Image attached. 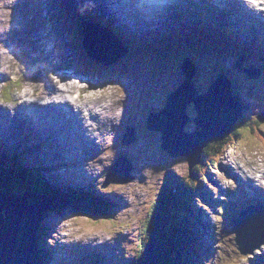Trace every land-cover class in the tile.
Wrapping results in <instances>:
<instances>
[{
    "label": "rangeland",
    "instance_id": "1",
    "mask_svg": "<svg viewBox=\"0 0 264 264\" xmlns=\"http://www.w3.org/2000/svg\"><path fill=\"white\" fill-rule=\"evenodd\" d=\"M32 2V6L27 8L25 5V0H0V62L4 59L7 60L8 58L12 57V52H14L12 49H10L12 54L9 52L8 48L6 47L7 42L4 40L7 37L10 43H16L15 34H18L20 38H25L24 44L23 42L22 44L24 47H26L24 54L26 57L28 55V66L31 71L36 72L37 69H32L30 62L36 61V55L41 49H39L40 47L34 43L35 51L33 50L31 35H33L34 31H36L38 36H40L41 40L38 42L40 44H48L53 49L54 55L56 47L53 43L55 36L54 34L52 35V15L50 14V16H48L47 23L46 16L43 14V10H40L41 6L38 0H32ZM30 18L34 20L33 26L31 28L27 24L23 25L25 22H28ZM13 26H17L19 28L18 31H15L12 28ZM21 28L23 30H21ZM49 33L51 34L50 37ZM245 35L248 36L246 31ZM95 45H97L96 42ZM49 46L44 48L45 51L49 49ZM118 47L122 49L123 45L119 43ZM187 48L188 50L197 53V47L192 43L187 45ZM214 50L216 52L220 51L218 48H215ZM176 51L177 54L180 53V55H175L176 58L169 57L168 60H161L156 56L155 53L149 51L132 52L130 56H124L119 61L114 63V65L110 68L112 71L110 74L115 75V77L118 76L117 79L111 83H108V85H96L91 90V93H95V96L106 93L108 97L113 91L114 93H118L120 99L118 101H112L109 104L111 106H114L116 102H118L119 105L122 104L123 110L121 117L124 116V123L126 116H128L127 110L129 107L133 108V111L129 117L130 125L135 128V133L139 130V139H137V143L134 141L130 145L126 146L123 144L124 142L122 143L118 140L120 137V126L123 122L122 120V122L119 123L116 128L112 140V146L117 148L116 153L111 151L102 154V150H104L103 148L110 144V141H107L105 144L99 146V149L101 150V156L99 160L104 161L105 164H96L93 168H89V179L92 181V187L97 193L106 196L108 199L115 196L123 197V195L126 194L129 196V198L125 197L127 203L124 207L120 208L119 212L113 213L111 210L115 208L112 204L109 205L108 209L112 213V215L109 217L90 218L86 215H81V213L77 214L72 208L68 207L58 209L60 212L57 213H49V217L46 218L47 220H43L45 230H43L41 233L43 235L44 232L47 234L41 238L46 239L45 246L49 247L50 249L49 252H51L52 257L51 262H49L50 264H84L83 259H81L77 254L78 250L82 249L83 253H91L94 251H101L104 248L110 250L105 252L106 254L104 260L106 263L127 264L131 257L135 255V248L133 245H128V247H131V250L125 251L124 246L126 248L127 246L125 245L126 242L124 240L121 241L123 247L116 246L120 238L123 237L121 234L127 235L129 240L134 241L135 244H138L134 234H136L138 231L143 232L147 227L146 222H149L153 216L156 215V212L152 210V206L157 207V201L160 196V188H162V201L157 207V209L160 211L164 204L163 188L165 191L171 190L170 188L161 185L162 180H164V178H169L171 182H178L181 178H184L188 175V163L186 157L166 156L168 159L165 164L161 158L162 155H160L157 151L160 149L161 144L160 133H158L157 136H154V134L148 132L145 128V119L148 108L159 107V105L162 103L161 98L165 99L167 94L177 87L174 86L181 78V73L178 70L179 64L177 62V58L180 56L182 58L183 54L177 48ZM31 53L33 56H31ZM184 55L188 56L187 53ZM218 55L219 53L217 52L211 58L203 57V62L198 58L196 59L197 67L199 69L203 68L204 70L201 72L202 75H209L210 72L205 67V65L209 60H213V62L217 64L216 57ZM39 56L42 58V53H39ZM218 60H220V63L225 70L230 71V64H232L234 70L240 72L242 78L239 79L238 95L249 104L255 105L253 108H248L246 113L248 117L246 124L243 127H237V131L241 132L244 138L240 137L239 141L236 142L233 147L227 151V154L219 160V163L221 164L220 168L213 169L210 167L208 169L209 173L207 176H210L211 180L206 183V186L210 190L212 199H219L220 201L223 200V195L221 194L218 196V194L222 187H224L227 192H231L229 197H226V203L222 204L218 209L214 207L215 212H213V209L210 206H203L202 208L192 206L195 212H201L204 215L205 220H207V216H209V223L214 227L216 234H218L217 242L215 244H221L219 246V254L222 257V260L226 258L227 261H229L230 259L232 260V257H235V254H240L239 251L234 248V234L231 233V218L235 214H238L242 208L243 200H245V194L243 192L242 185L244 184L245 178L247 176L251 177L253 175V172L256 170L259 163L262 165L261 169H264V138H255L252 135L253 132L247 129L249 126L253 125L256 128L255 130L258 129V131H261L264 135V122L257 124L253 120L257 114L261 112L264 113V68L261 69L259 78L254 75H251L252 77L246 76L247 74L243 73L242 67L245 65V63L256 62L258 59L254 56H248L247 58L243 59L240 56L237 48H233V50L228 49V51L225 49L222 57H220ZM239 60H241L240 66H236L235 64L238 63ZM12 62L14 65V72H17V74L20 75V79L23 84L37 85L35 81H37L38 78L21 75V73H19V65L15 64L14 61ZM4 65V69H6L7 62L4 63ZM1 67L2 66L0 65V68ZM255 67L259 69L261 68L257 65ZM37 68L44 72L43 68ZM46 73H48L49 77L54 81L57 80L56 74H51L50 70ZM110 74L105 72L106 79H109ZM234 76L236 77L237 73L234 74ZM11 77L15 78L14 73L11 75ZM74 80L75 81H72V83L74 82L73 84H77V82L81 83V79L78 80V77H74ZM84 82L85 83L83 84L87 85L91 82V80L84 79ZM92 83L93 82H91V85H95ZM3 84L4 81H2V84L0 85V96L2 94ZM71 86L72 85H69V87ZM12 88L17 90L16 93L20 89V87L17 85H13ZM43 88L44 86L41 87L42 90ZM118 121L119 117L113 121V129H115ZM159 123L161 122L159 121ZM90 127L92 126L90 125ZM94 129L97 131V128ZM184 130L186 132H194L193 122H188V124L184 126ZM122 136L127 138V135L124 133H122ZM17 138H19V136H11L8 134V139L10 141H13ZM245 139L249 140L246 142ZM131 148L135 149L139 155V158L136 162L132 161L129 154H127L125 151V149L130 151ZM20 151H24L23 153L25 154L22 155V159L25 164H28V157L33 153V150H23V148H18L16 146V148L13 147L9 149L8 153L14 155ZM110 153L112 154L110 155ZM117 154H124L126 156L127 160L130 162H128V165L132 166L133 170L130 172V174L132 173L134 179L130 182L121 184H116L109 181L107 182V185H103L105 178H101V176H103L106 172L105 170H107V168L116 161ZM150 161L153 162L152 169H150L151 166L150 168L148 167V162ZM229 164L233 169V171H230L232 174L231 177L227 173L226 169V166ZM167 165L169 167L167 168L168 172L166 171ZM125 168L126 164L121 161L119 169L122 171V169ZM146 172L150 177H147L143 174ZM112 178L114 180L119 179L118 181H122L125 179L124 172L115 173L112 175ZM241 179L243 181H241ZM138 182L139 186H134ZM109 187H112V189L106 190ZM217 188H220V190L217 191ZM195 195L197 196L198 194L194 193V199L192 198L190 203H193L194 200L198 202V198ZM142 201L144 204L143 206L140 205ZM127 206H129V213L124 211L122 214H119ZM136 210H139V213H137ZM257 213H260L259 210L256 211V214ZM79 218L82 219L78 220ZM160 219H162L161 215H159L158 221H160ZM80 222L90 225L95 224L100 229L102 235L108 236L106 237L107 242L103 241L102 235H97V232L88 229L90 227L87 225V227L83 226L84 224L78 225ZM248 224L249 222L241 224L240 230L241 234L244 236V240L246 241V246L249 247L253 245L251 231H254V228L248 227ZM199 227L201 236L206 238L208 233L207 228H209V225L203 224L201 226L199 225ZM133 230L136 231L133 232ZM258 230L259 228L255 229V233ZM195 233H197V235ZM145 234L146 232L140 236L141 239ZM192 234L193 239L198 238L199 241H203L199 237L198 232L194 229V227H192ZM113 240L115 241V244H113ZM95 244L97 246H94ZM260 248L264 250V243L260 245ZM257 254H261L258 249H255L249 253V257L245 256L244 254L241 257L242 262H245L248 259H258L259 257L256 256ZM215 257V253L211 255L212 261H214Z\"/></svg>",
    "mask_w": 264,
    "mask_h": 264
},
{
    "label": "water",
    "instance_id": "2",
    "mask_svg": "<svg viewBox=\"0 0 264 264\" xmlns=\"http://www.w3.org/2000/svg\"><path fill=\"white\" fill-rule=\"evenodd\" d=\"M83 38L85 39L82 47L90 62L79 53L80 59L74 60L69 48L70 44L64 43L65 50L69 52L68 58L73 62V67H67L64 72L67 80H73L79 75L93 81L96 73L105 71L111 73L112 64L122 56V53H102L90 42L91 37L83 35ZM82 60L87 63L91 75L81 70L84 65ZM179 68L185 72L187 79L160 112L150 115L147 129L161 131V148L171 156H186L189 170H192L199 163L202 149L209 142L222 139L233 128L240 112L230 104L229 87L225 85L224 79L215 83L207 94L197 95L191 83L195 72L194 66L186 68L181 62ZM218 88H221L220 92ZM191 102L195 104L196 112H198V116L194 118L196 130L194 133H186L183 127L190 119L186 115L185 108ZM231 108L236 112L230 113ZM260 120H264V116ZM51 208L39 207L32 203L16 204L11 201L3 203L0 200V211L4 209V217L0 214V264H40L34 248L35 241L32 240L33 231L40 219V214ZM234 232L237 234L236 239L242 243L243 235L237 225ZM48 253L51 255V252L48 251ZM154 258V241H152L144 249L141 261L143 264H152ZM44 260H47L45 254Z\"/></svg>",
    "mask_w": 264,
    "mask_h": 264
},
{
    "label": "bare ground",
    "instance_id": "3",
    "mask_svg": "<svg viewBox=\"0 0 264 264\" xmlns=\"http://www.w3.org/2000/svg\"><path fill=\"white\" fill-rule=\"evenodd\" d=\"M50 1H54V0H48V2L46 3V0H39V3H40V6L41 8L43 9L44 7L48 6ZM87 3H89L90 7H99L101 6L102 9L105 11V13L108 14V17L112 18V19H120V21H124L126 19H128L130 16L128 17H125V18H121V17H117L119 14L122 13V10L121 9H118L117 6L113 5V2L114 0H83ZM108 1V3H106ZM181 2L184 1L183 3V6H180V5H172V3L168 0H165L164 3L168 6H173V8L182 13V14H185L189 17H193L196 21H199L200 23H206V25L208 26H212V27H221V28H224L225 30H228L230 31L229 28L232 27V29L234 30V32L236 33H240V34H243L244 36H247L245 35V31L246 33L248 34V36H250L251 38H253L254 40H257V41H261V39H263V42H264V34H261V33H258V30H256L255 32L252 30V26L247 24V23H250L251 21V18L253 16V13L249 12L240 2H235V6L233 8V15L231 13L228 14L229 18H223V14L219 17L221 18H218V17H215L212 16V15H207V14H204L202 13L201 11H199L198 8H196L194 5L192 4H189L190 2H187L188 0H180ZM180 1L179 2H175L176 4H180ZM193 1V0H191ZM195 1V0H194ZM206 0H201V3L200 4H203V2H205ZM227 1V0H226ZM69 2H73V0H69ZM193 3V2H191ZM200 4H197V6L199 7ZM206 11H211L208 9H206ZM264 13V11H263ZM149 18L145 17V18H140L142 21L144 22H151L152 20H156L154 19L152 16L148 15ZM234 19V20H232ZM120 21H117L118 24H120L121 22ZM158 21V20H156ZM38 22V21H37ZM159 22V21H158ZM255 22V21H253ZM170 34L172 40H173V43H174V35L171 33V27L170 26H167L166 24H163L162 22H159ZM29 25V26H32V24H30L29 22H25L23 25ZM132 24V23H131ZM21 25V24H20ZM107 25H114L113 24H107ZM133 26H136L134 25V23L132 24ZM138 25L140 26H137L139 27V30H142V25L139 23ZM71 27H75L76 29L78 30H81L82 32H84V30L80 29L79 27L73 25V26H70ZM115 27H122V24H120V26H115ZM15 31H18V27L17 26H13L12 27ZM122 29H124L122 27ZM134 31H137L136 28H134ZM21 30H23L21 28ZM40 30V29H39ZM95 31V29H94ZM94 31L91 33V38L94 40V36H93V33ZM101 31V30H100ZM103 31V30H102ZM85 34H87L86 32H84ZM138 34V32H137ZM255 34V35H253ZM88 35V34H87ZM59 36H55V38L57 39ZM35 38V41H40L41 39L37 36V37H34ZM40 39V40H39ZM194 39H196V37H194ZM23 44H24V41H25V38L23 39V37L21 38ZM95 41V40H94ZM96 42V41H95ZM97 43V42H96ZM106 43V42H105ZM47 44L46 43H42L41 46H46ZM97 45H99V47L107 50V45L103 44L100 45L97 43ZM175 45V43H174ZM40 47V46H39ZM175 47L177 49H179L176 45ZM145 48H148V47H145ZM40 49V48H39ZM12 53H15V52H12ZM42 58L40 57L38 60L43 64L45 65L46 63H48L49 66H53L54 63L52 61V59L48 56L47 52L45 50H42ZM255 53H258V52H255ZM36 60L35 62H30L31 64V67L32 69L34 70H38L37 67L40 68V64H39V61ZM182 61L184 62V64L186 65V62L185 60L183 59L182 57ZM197 62L194 63V65H196L197 67ZM37 66V67H36ZM63 66V63H59L56 65L57 68H60ZM51 67H48L47 69H44V73H43V76L41 78V81L37 84V85H30L29 88H24V91H23V99H22V103L20 105H23L27 102H40V99L42 98V94L39 90V87L41 86V84L43 82H46L47 84V87H46V90L47 92L45 93V96L44 97H50L52 95H56L58 97V99H52L48 102H57V101H60L63 103V106L65 107V110L67 112V114L74 120H78L79 117H78V113L77 111L80 113V115L82 116V119H83V122H84V137H87L88 136V133L89 135L95 140V142H97V137H98V132H103L102 130L104 129V131H109L112 135L115 131V129L112 128V125H113V121L115 119H118L119 117V121L117 124H119L122 120V117H121V114H122V105H119L118 102H116L114 104V106H111L109 103L112 102V101H115L116 100V96H112V97H109V98H105V99H101L99 100L102 96H97V97H94V96H89V90L87 89V94L85 89L84 88H79L78 86H75L72 82L68 81V82H62V81H57V82H54L51 78L49 77H46V72L48 70H50ZM199 68L197 67L194 74L197 76L199 74H201V70H199ZM5 73H7L9 75V73L11 72H8L7 71V66H6V69H2V67L0 68V76H3ZM106 78V77H105ZM6 80V79H5ZM79 80V79H78ZM100 82L102 83V85L106 82V84L108 85V81H105V80H102V79H99ZM75 81V80H73ZM70 82V83H69ZM57 84H60V88L57 87ZM28 85V84H27ZM69 85H72L71 87H69ZM25 86V84H24ZM102 89V88H101ZM35 91H38L37 93ZM77 92V98L74 99V101H72V99H70L68 96H71V94ZM112 92V91H111ZM29 93H32V95L35 96V99H33V101H30L28 99V95ZM55 100V101H54ZM74 103H77L78 106L77 108L75 107L74 105V108L76 110H74L72 112L71 110V106L74 104ZM54 110L57 111L58 108L57 106L54 107ZM37 113L39 115H43V117L47 118L49 120V123H47V125L49 126V129H50V132L51 134L53 135V137L58 140L60 142V144L62 146H64V142L61 140V138L59 136L55 137L54 134H53V130L56 129L54 127V124H55V119L52 115L48 114L45 112V109L44 107H39L36 109ZM5 115H7V113L5 111H3V119L6 120L5 121V124H4V130L8 133L9 135H13L15 136L17 134V129H16V125H17V122H20V124L22 126H25L29 129V132H30V136H31V133L33 132L34 134H37V135H40L38 133V130H37V125L33 122H31L29 125L26 123V121L20 117L18 118L16 114H13L11 115V118L8 117V115L5 117ZM94 122H97V126L94 127ZM71 123V121L69 122V124ZM77 124H78V121H77ZM116 124V125H117ZM43 125H46V123H44ZM90 125L92 127H90ZM78 126L80 128H83V125L82 123L78 124ZM78 127V128H79ZM97 128L99 131H95L94 128ZM76 131L78 132V129L76 127ZM5 132V134H7ZM67 139L70 141V146L71 148L75 151V152H78V150L72 145L74 142L72 141V138L69 134H67ZM25 136H20L18 139L21 141L22 139H25L24 138ZM31 140L34 141V139L31 138ZM35 142V141H34ZM45 142V140H44ZM30 145H32L30 142H26ZM124 145H128V142H124ZM8 146V149L11 148V146L9 144H7ZM37 147L40 149V150H45V148H40V146L37 144ZM104 150H102V154L105 153V152H111L113 150V146H107V147H104L103 148ZM55 150V152H54ZM59 152V149H57L56 147L52 146L50 147V154L51 155H56L57 153ZM112 153H110L111 155ZM15 156L17 158H19V155L18 154H15ZM100 155H97L96 158H95V162L97 165H104L105 162L104 161H101L99 160L100 159ZM37 160V162H40L42 161V159L44 158H35ZM107 159V158H105ZM48 161H53L52 159L48 160ZM91 160H89L88 162H90ZM36 162V163H37ZM36 163L34 165H36ZM59 163V167H62V166H65V164H61L59 161L57 162ZM22 164L24 165V162H22ZM153 165V162L150 161V166ZM261 163H259L258 167L256 168V172H253V175L255 176V174H259V176L257 177V181L259 182L260 186H261V189H260V192H261V196H264V169H261ZM76 167V166H75ZM148 167H149V162H148ZM47 183H49L51 185V182L50 181H47ZM252 188V187H250ZM253 191H255L254 188H252ZM107 195V194H106ZM208 204L212 205V202H208ZM3 211L4 209H1L0 211V214L2 217H4V214H3ZM252 224L253 226L255 227V229H258V233L259 235H262L264 233V229H261V226H263V223L260 219H253L252 220ZM42 233V231H41ZM43 236V234H41V237ZM195 236V235H194ZM144 237V235H143ZM143 237H142V240H143ZM216 254V253H215ZM211 258V256H210ZM215 264H220L219 261L216 260V257L213 261Z\"/></svg>",
    "mask_w": 264,
    "mask_h": 264
},
{
    "label": "trees",
    "instance_id": "4",
    "mask_svg": "<svg viewBox=\"0 0 264 264\" xmlns=\"http://www.w3.org/2000/svg\"><path fill=\"white\" fill-rule=\"evenodd\" d=\"M229 29L231 32H234L232 27ZM261 41H263V39H261ZM67 43L70 44L69 48L74 60L80 59L78 56L79 53L84 59L90 62V59L86 57L84 53L81 36L78 34V30L75 27H71L69 30ZM82 61L84 65L81 70L91 75L87 63L84 60ZM105 81L108 80L105 78ZM243 126L244 125L239 127ZM251 132H253L252 134L255 136H260V131L258 132V130L253 129ZM240 137L244 138L243 134L235 129L223 140L207 145L202 153L200 163L193 168L191 175L185 177L181 181L180 188H177L176 190L174 189L172 194L164 197V204L161 211L159 209L155 210L156 215L153 216L152 220H150L147 224L146 234L143 237L144 241L142 246L144 249L146 244L149 243L150 237L153 236V234H156L157 240L154 247L155 258L153 264H194L195 259L198 257L197 253L199 251V247L196 246L194 241H190L189 238H187L185 218L188 211L187 209L190 207V204H188L190 200L189 196L193 191H197L199 187V179L206 176L210 167L218 165L219 160L225 154V149L231 144L233 145L235 140ZM245 140L247 141L248 139ZM1 172L2 171L0 170V174H2ZM18 175L21 176L18 172H11L7 175L4 174L1 180L8 179L13 181L12 179ZM24 176L25 174L22 175L21 178ZM29 178L33 179L30 175L24 179L28 182ZM3 184L7 183L4 182ZM35 184L32 183L31 185L35 188L39 186L41 188L44 182L38 181V183ZM47 184L50 185L49 183ZM1 186L2 183H0V188ZM89 212H92L94 216L101 215V213H99V211L95 208L93 211L91 210ZM159 215L162 216L160 221H158ZM202 245L203 243L200 242V246ZM140 252H142V250ZM201 257L203 258V255H201Z\"/></svg>",
    "mask_w": 264,
    "mask_h": 264
}]
</instances>
